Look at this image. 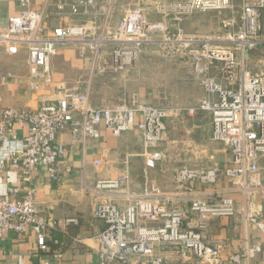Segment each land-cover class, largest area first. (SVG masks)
<instances>
[{"label": "built area", "instance_id": "built-area-1", "mask_svg": "<svg viewBox=\"0 0 264 264\" xmlns=\"http://www.w3.org/2000/svg\"><path fill=\"white\" fill-rule=\"evenodd\" d=\"M6 1L15 2L20 10L0 26V51L22 59L27 92L35 94L40 87L42 92L36 109L0 105V173L9 168L19 173L18 187L7 185L8 176L5 181L0 177V241L5 233L22 235L31 230L38 248L48 250L52 231L61 222L49 226L41 217L31 181L39 168L45 169L52 182L59 181V162L66 151L59 137L65 131L73 143L84 145L100 138L101 126L115 136L138 130L146 170L161 161L162 154L155 147L165 136L168 110L124 104L96 108L90 102L93 78L135 66L142 50L158 43L164 57L175 59L185 52L208 65L223 64L230 87L216 82L205 68L201 85L206 98L186 113L209 115L211 140L224 145L230 162L205 170L178 168L168 190L150 187L133 193L127 171L117 179L99 181L95 191L124 190L127 205L120 210L108 200L91 213L92 219L106 226L95 237L98 264H163V258L155 253L157 248L176 250L202 264H241L261 252V245L250 244L248 239L237 252H225L212 243L207 230L214 218L237 216V197L248 203L264 191L260 165L264 159V0L177 3L174 8L179 16L175 21L195 13L217 15L219 32L201 37L180 30L171 34L162 24L149 22L143 9L135 5L125 7L113 24L116 0H42L37 7H33V0ZM53 18L67 19L68 23L51 27L48 22ZM69 47L85 65L82 77L72 84L55 80L51 64ZM255 53L261 55L262 72L246 68L248 56ZM0 75V84L7 83L10 73ZM174 115L179 116L177 109ZM14 143L19 146L12 149ZM100 163L101 159L93 161L96 166ZM220 180L229 181L230 189L213 190L202 199L196 187L209 188ZM244 218L264 234V220L251 211ZM62 224L77 225L78 221L67 218ZM136 257L143 260L130 261Z\"/></svg>", "mask_w": 264, "mask_h": 264}, {"label": "crops", "instance_id": "crops-1", "mask_svg": "<svg viewBox=\"0 0 264 264\" xmlns=\"http://www.w3.org/2000/svg\"><path fill=\"white\" fill-rule=\"evenodd\" d=\"M132 0H116V8L112 17L113 24L122 16L127 6H133ZM187 0H173L183 2ZM42 0H33V7H37ZM148 21H156L164 26H170L165 13L152 15L150 11L142 8ZM20 8L13 1H0V26H5L8 19L16 15ZM155 16V17H154ZM154 18V19H153ZM68 23L67 19L53 18L48 24L56 27ZM174 30H180L186 35L196 37L210 36L218 33V19L213 12L195 13L180 17L172 25ZM154 51L146 47L140 53L135 66L127 69L119 75H102L92 80L90 102L93 107H112L124 104L128 107L150 106L168 110L170 118L183 121L189 120L190 128L187 131L194 138L191 149L185 148L183 160H180L175 169L190 167L194 169H209L217 164L221 167L230 162V154L221 143L211 140L210 117L207 113L197 111L189 116L186 111L196 107L199 101L206 98V93L201 85V79L207 74L223 87H230L224 78L223 64L212 63L210 65L204 59L197 60L183 53L177 58L170 59L171 64L154 70L146 64L147 57L154 55ZM158 56H162L157 50ZM163 57V56H162ZM54 79L72 84L84 74V64L78 58L74 48L62 49L58 56L51 60ZM149 70V71H148ZM4 71L10 73L7 83L0 84V105L36 109L40 104L42 88L35 94L25 90L24 77L26 69L22 59L8 56L0 51V74ZM156 71V76L151 75ZM81 74V75H80ZM153 74V73H152ZM0 75V82L1 77ZM156 80V85L153 83ZM124 86V87H122ZM93 87V90H92ZM125 91H124V89ZM93 91V93H92ZM107 93L108 99L98 101L95 96ZM174 109L178 110L179 116L174 115ZM180 111V112H179ZM137 119V118H136ZM170 123V122H169ZM169 124L166 121V133ZM180 133L181 129H177ZM186 132V130H184ZM21 134V133H20ZM164 136V137H165ZM60 142L66 147V151L60 160L61 175L58 182H52L44 168H39L33 175L31 185L35 189V200L43 217L49 226L61 222V226L52 231L51 238L47 242L48 250L41 251L36 243V236L28 230L25 234L5 233L0 241V264H98L95 237L104 231L105 224L100 220L91 218L92 211L98 205L110 200L120 210L127 205V196L124 190L95 191L99 181L117 179L125 171L128 172L129 188L133 193H142L150 187L170 189L168 182L175 169L168 171L165 161L162 159L152 170H146L142 156L143 146L141 135L138 130L127 131L119 136L113 135L104 126L100 127V138L87 141L84 145L73 143L68 131L60 135ZM164 139V138H163ZM160 145V144H159ZM155 149L158 151V147ZM18 143L10 147L17 148ZM190 152V154H186ZM182 157V156H181ZM95 159H101L100 165H94ZM262 179L264 183V159L260 161ZM7 171V173H6ZM0 173V177L7 182L9 187H18L19 173L16 168H9ZM171 185V184H170ZM229 181L220 180L214 186L206 188L196 187L202 199H206L213 190L226 191L230 189ZM238 214L236 217H219L210 221L207 236L215 245L222 246L225 252L235 253L245 239L250 244L261 245V252L253 258L241 264H264V234L258 231L254 225L248 223L244 216L247 212L255 213L264 220V191L253 201L244 203L237 197ZM182 208H185L182 206ZM75 218L77 225L63 226V220ZM144 225H150L143 222ZM76 239L81 242L75 241ZM54 252L59 257H54ZM160 255L163 264H202L193 257H183L176 250H155ZM142 257H136L131 262H140ZM109 264H119L111 262Z\"/></svg>", "mask_w": 264, "mask_h": 264}, {"label": "rangeland", "instance_id": "rangeland-1", "mask_svg": "<svg viewBox=\"0 0 264 264\" xmlns=\"http://www.w3.org/2000/svg\"><path fill=\"white\" fill-rule=\"evenodd\" d=\"M131 2H132L131 3L132 5L138 6L140 8H145L146 11L148 9L151 14L154 13L152 15H156V16L161 15L162 17H164L163 13H165L168 22H170V26L167 27V32H169L171 34L175 32L172 25L174 24V22H177L174 20V17L179 16L177 14L178 9L174 8V6L178 2H173V0H132ZM156 20L157 19L155 17V19L152 20V22L151 21L150 22L153 23V21H156ZM154 23H157V22H154ZM147 47L150 48L151 51H154L153 52L154 55H149L147 57V60H149V61H147L146 64L149 66H152L154 68V70L157 69V66H160L163 68V67L171 64L170 59L174 60V58L164 57L163 55H162L163 57L158 56V54H157V50L159 49L158 43H150ZM260 56L261 55H259L258 53L250 54L248 56L247 61H246V68L249 69L253 73L262 72L261 64L258 62V59H261ZM133 67H131L130 69H132ZM126 70L127 69L122 70L120 72V74ZM152 73H150V74L154 75V78H155L157 72L153 71ZM115 74L119 75L118 73H115ZM115 74H112V75H115ZM96 77H101V76H96ZM153 83L156 85V80H154ZM122 87H124V86H122ZM92 90H93V87H92ZM124 91H125V89H124ZM92 93H93V91H92ZM95 99L98 101H102V100L105 101L108 99V94L105 92L97 94L95 96ZM167 123L169 124V126L167 128V134L164 137V139L162 140V142L160 143V145L158 147V151L161 154L163 153V159L165 161V165L167 166L166 168L168 169V171H170L171 169H175L177 163L180 160H183V152H181L180 150L185 149V148L191 149V147H189L187 144H191L193 142L194 138L190 135V133L187 132L190 128L188 119H185L183 121H179V120H174L173 118L169 117V118H167ZM177 129H181L183 132L180 133ZM184 130H186V132H184ZM186 154H190V152H187ZM175 171H176V169H175ZM175 171H173V172H175ZM171 176H173V173L170 174V176H168V177L171 178ZM171 183H172V181L170 180L168 182L169 185H167V186L171 187V185H170Z\"/></svg>", "mask_w": 264, "mask_h": 264}]
</instances>
